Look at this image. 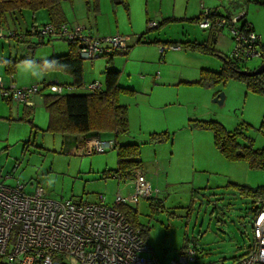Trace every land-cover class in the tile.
<instances>
[{"label":"rangeland","instance_id":"obj_1","mask_svg":"<svg viewBox=\"0 0 264 264\" xmlns=\"http://www.w3.org/2000/svg\"><path fill=\"white\" fill-rule=\"evenodd\" d=\"M256 1L258 2L247 1L250 4L249 17L264 36V0ZM62 4L70 11V4L67 1ZM111 4L117 11L113 12ZM101 5L102 10L97 15V21L105 23L110 28H115L116 22L117 27L122 29L126 20L123 5L114 4L109 0H102ZM133 8L136 10V6ZM93 12L92 10L90 15H94ZM42 17L46 18V15L43 10H40L36 13L37 21L41 22ZM33 19V15L26 11L23 19H20L19 27L24 30L30 26ZM181 26L183 25L171 24L166 27L162 24L161 27L167 33V38L161 36L160 41L165 47L177 42L190 55L186 58L173 57L172 60L167 57L163 58L162 62L158 55L153 61L151 71L156 72L155 70L160 69L164 62L165 70H183L184 74L186 73V79L196 77L191 74V71H194L192 67H198V72L201 69L219 71L224 62L223 56L185 48L183 42L186 40L180 33L190 31L183 30ZM194 27L199 33L201 32L197 26L194 25ZM55 48L58 51L66 48L67 52V41L52 39L41 45L12 41L0 51V58L16 56L31 60L16 64L13 80L17 83V75L28 78L38 70H42L40 64L33 61L34 54L35 57L37 53L45 57ZM229 52L226 54L227 57L230 55ZM103 59L106 57L84 59L83 85L75 88L66 87L65 93H73V90H76L75 93L84 92L85 84L92 81H98L104 87L101 66ZM261 62L260 57H253L239 65L254 69ZM97 64H100L101 70ZM159 72H156L157 75ZM149 73L151 72L147 69H142L136 75L149 79L151 84L160 80L155 75L152 79ZM0 76L5 82L9 79L3 62H0ZM130 77L132 79L128 81ZM130 77L128 74L122 75L119 84L127 86L137 80L136 77ZM160 77H163L162 86L166 92L162 98L156 99L154 93L149 94L150 84L147 90L142 92L140 90L142 88L139 89L141 81L137 80L139 84H133L136 87V93L133 94L135 97L132 95L130 97L134 98L122 99L130 108L133 125L129 136L135 139L134 142L140 144L143 167L146 170L151 168L152 161L156 157L160 166H166V170H169L170 185L161 183L160 201L140 199L134 206L138 223L147 228L144 238L150 251L146 255L154 256L163 264H167L186 247L196 245L198 253L194 264H222L225 259L230 260L246 253L254 240L251 224L252 207L258 204L252 202L249 196L241 195L240 191L232 186L234 184H246L250 187L264 186V169L252 168L243 160L225 159L214 147L213 134L210 130L190 129L187 125L188 119H186V125L183 124L182 119L188 111L200 116L197 119L216 120L229 130L241 127L243 133L252 140L254 148H264V95L248 90L245 83L237 79H227L223 84L211 87L182 83L188 87L180 86L181 88L178 89V86L168 84L170 77L162 75ZM38 83L41 86L46 84L39 80ZM190 87L201 88V95L199 91L196 92ZM49 92L46 86L41 90L43 94ZM220 92L225 96L223 103L213 102V98ZM0 101L3 100L0 99ZM12 107L13 114H10V117L16 118L15 122H12L8 128L0 122V180H3L2 183L14 185L20 182L25 185L26 191H31L38 184L43 187L44 194L55 201L96 202L102 196L105 203L112 205L115 195L119 193L118 190L122 195L128 193L122 190L123 182L118 183V179L111 176L103 177V172L98 170L105 157L108 167L116 166L117 157L113 148L103 153L81 155L74 151L73 142L66 139V135L43 131L48 119L44 107L36 108L32 116H27L32 117L31 123L29 120L17 119L22 117V104L19 106L18 114L15 111L16 105ZM1 109L3 107L0 108V113L9 115ZM141 119L148 123L147 127L159 129L168 123L170 125L168 132L171 137L160 142L148 141L149 134L141 136L137 130ZM8 133L9 137L6 140ZM120 138L119 141L122 143L132 141L128 136H120ZM6 145H9L8 151L1 152V148ZM184 151H190L193 157L189 156L186 159L183 155ZM11 160L13 163L16 162L15 166L18 164L17 170L11 169L13 166ZM6 175L11 176L3 179ZM182 178L185 182H181Z\"/></svg>","mask_w":264,"mask_h":264},{"label":"built area","instance_id":"obj_2","mask_svg":"<svg viewBox=\"0 0 264 264\" xmlns=\"http://www.w3.org/2000/svg\"><path fill=\"white\" fill-rule=\"evenodd\" d=\"M210 14L212 18H208ZM216 14V11L204 10L198 26L213 31L227 28L233 42L232 58L261 56L260 35L243 22L245 11L232 16ZM155 25L154 21L148 23L149 28ZM40 33L74 42L79 57L87 60L128 47L124 35L93 36L79 24L56 26L49 22L40 27ZM9 34L8 30L0 29V38L5 42ZM160 49L163 51L166 47ZM12 78L11 74L5 82L0 77V94L27 106L33 105L32 98L41 95L45 86L53 93H62L66 88L57 81L44 86L34 83L19 87ZM86 87L96 90L102 86L92 81ZM113 147V140L89 138L77 153H103ZM131 180V190L125 195L117 193L112 205L105 203L102 196L96 202L55 201L38 184L26 191L20 182L14 185L0 182V264H163L154 256L146 255L150 249L140 230L117 208L120 204L135 206L140 199H151L157 193L142 169H134ZM251 224L253 244L232 264H264V205L253 213ZM197 253L196 245L188 246L167 264H194Z\"/></svg>","mask_w":264,"mask_h":264},{"label":"trees","instance_id":"obj_3","mask_svg":"<svg viewBox=\"0 0 264 264\" xmlns=\"http://www.w3.org/2000/svg\"><path fill=\"white\" fill-rule=\"evenodd\" d=\"M64 1L70 4L74 2V0H0V29H5V31L8 30L10 32L7 42L0 38V51L3 50L6 44H10L11 41L17 43L29 42L34 45H41L52 41V39L64 40V38H59L57 36L50 37L40 33V27L46 23L50 22L56 26L62 23L67 24L62 9V2ZM40 10L46 12L49 21L38 25L33 19L30 27L24 30L19 27L20 19H23L25 11H29L34 16V14ZM202 17L203 14L191 20L198 21ZM212 17L213 14L208 15V18ZM243 22L247 23L244 18ZM249 27L253 30L250 24ZM140 38L141 37H139L138 40H140ZM67 45L68 51L65 54L54 55L46 60L33 61L39 63L44 70H57L69 74L72 79L71 86H81L83 85L82 72L84 59L79 57L74 42L67 41ZM171 45L174 44L171 43ZM183 45L191 51L221 55L209 41H185ZM259 45L262 52L260 56L262 59L261 64H264V45L261 44V40ZM126 49L116 50L110 54L104 55L108 57V66L104 71V87L96 90H89L86 87L87 83L85 84L86 91L81 93H65L64 89L62 93L49 92L41 94L42 105L48 114L47 125L43 131L61 135L113 138V149L116 151L117 164L114 169L105 171L103 177L116 175L119 179L131 178L134 169H142L140 144L134 142L121 143L118 141L120 136L127 134L129 131L127 107L119 103V98L124 94L133 95L135 91L119 84V71L112 67L110 62L112 55L125 51ZM223 58L224 62L219 71L201 69L197 80L185 83L202 87H211L220 83L223 84L227 79H237L243 81L248 90L264 95V72L254 75L240 74L239 70L244 69L252 71L256 68L248 69L239 65L248 59H235L231 56H223ZM21 61L31 60L24 57L3 58L2 56L0 58V62L4 63L5 71L9 75H13L16 64ZM50 61L55 62V64L49 63ZM60 66L65 67L61 68ZM57 82L66 87H70L68 84ZM29 110H32L31 107H29ZM25 119L29 120L31 123L30 118L27 117ZM187 125L190 128L210 130L213 134L214 147L225 159L243 160L252 168L264 169V148H254L252 140L243 133L241 127L229 130L216 120H203L197 118L189 119ZM31 126L33 125L31 124ZM170 137L171 134L167 131L151 132L148 136V141L160 142ZM232 187L240 191L241 195L249 196L252 202L258 204L252 207L253 213H255L261 205H264V186L250 187L246 184H234ZM157 201H154V203H158ZM117 208L122 211L132 226L140 230V234L145 240L144 236L147 233V228L138 223L136 208L125 204H120ZM245 254L246 253L230 260L234 261ZM225 261L227 260L225 259L223 263Z\"/></svg>","mask_w":264,"mask_h":264},{"label":"crops","instance_id":"obj_4","mask_svg":"<svg viewBox=\"0 0 264 264\" xmlns=\"http://www.w3.org/2000/svg\"><path fill=\"white\" fill-rule=\"evenodd\" d=\"M245 1L258 2L256 0H119L118 2H115L113 0H109V2H112L114 4L115 3L122 4L124 9H125L126 20L123 24L124 27H122V29H119L117 27L118 25L116 22H115L116 27L110 28L105 23L102 24V23H99L97 21V15L102 10V5H101L102 0H95L93 2H90L89 0H74V2L72 4H70L68 2L70 4V11H68V9L63 7V4H62V9L64 12L65 22L68 25H77V24L84 25L86 31L93 36L101 37V36H107L110 34H122V35L126 36L127 42H128L127 43V45H128L127 49L125 51H121L119 53H116L115 55H112V59L110 62L112 67H114L115 69H117L119 71L118 82L120 80V77L122 75H125V74H128L129 77L130 76L136 77V79L138 81H141L140 84L137 83V80H135L134 83H132V84L130 83V85H127V86L121 85V86L131 88L135 91V93H136V87L133 84H139L140 85L139 89L142 88V89H140L142 92L146 91L147 88L150 86L149 94L154 93V96L156 97V99H158V97L162 98L166 94V92L163 90L164 87L162 86L163 85L162 84L163 77H160V75L170 77V81L168 82V84L178 86V89H180L181 87H188V86L182 85V83L185 84V82L186 83L187 82H193V81L197 80L199 77L198 67H192L194 71L193 72L191 71L192 76H196V77H193L194 79H186L187 78L185 75L186 73L184 74L183 70L182 71H180V70L174 71V70H170V69L165 70V68H164L165 62H164V65L160 69L155 70L156 72L162 71L163 73L159 72L157 75L156 72L153 73V71H151L153 68V65H152L153 61L157 59L158 55H160L159 58H160L161 62H162L163 58H167V57H169V59L172 60L171 58H173V57L174 58H182V57L186 58L190 55L188 52H185L184 49L182 48V46L177 42H173V44H174L173 46H177L178 48L173 49V50L171 48H168L171 45V43H170L169 46L166 47V49L161 51L159 46H162L163 43H161L160 38H161V36H163V38H167L166 37L167 33L164 32L163 28L161 27L162 24H164L166 27L167 26L169 27V25H171V24L183 25V26H181V28L183 30L190 31L188 33H185V31H182L180 33L182 35V38H185L186 41H197V42H202V41L208 42L209 41L211 43V45L214 46V48L222 56L227 57L226 54L229 51H231L232 50L231 48L233 47V42L231 40L228 29L225 27L221 28L219 31H213L211 29H203V28H200L198 26L197 21H192L191 19L197 18L199 15H202L204 10H207L209 12L216 11V13H217L216 16H232V15L236 14L237 12L245 11L244 20L250 24V26L252 27V29L256 33H258L260 35L261 44L264 45V36H262L261 32L258 31V27H257L256 23L252 20L251 17H249V8H250L249 6H250V4H248ZM133 6H136V10H134ZM112 8H113V5H112ZM92 10L94 11L93 12L94 15H90V12ZM114 11H117L116 8H113V12ZM27 12H29V11H27ZM36 13L33 16L36 24L39 25V24H43V23L49 21V18L47 16L46 12H45L46 18H44L45 17L44 16V17H42L43 19L41 22L37 21ZM23 16H24V14H23ZM149 21H154L156 23V25L152 28H149L148 27ZM187 23H190L191 25H189ZM194 25L197 26L198 29L201 31L200 33L197 31V29L194 27ZM28 27H30V26H28ZM157 29H159V30L157 31ZM190 36L193 38H189ZM139 37H141L140 40H138ZM65 50H66V48L58 51L55 48L52 50V53L45 55V57L43 55H38V53H37L36 57H35V54L33 55L35 58L34 60H37V61L46 60V59H49L50 57H52L54 55L65 54L66 53ZM229 54H230V52H229ZM118 55H121V56H118ZM122 55L123 56L125 55V56L122 57ZM9 57H12V56H9ZM97 58L98 57H96L94 59H97ZM107 58L108 57H106V59H103L104 62H101V66L103 67V69H102V67H100V64H97L100 67V70L101 69L103 70L102 71L103 74H104L106 67L108 66ZM142 69H144V70L147 69L148 72H151V73H149L150 74L149 76L152 79H154L153 75H155V77H157L158 79L160 78V80H158L156 78L158 80L157 83L151 84L149 79L140 78L136 74L139 70H142ZM16 79H17V81H16L17 83H15V84H17V86H19V87L29 86L31 84L38 83V80H39V81H42L46 84L49 83L48 81H50V82L59 81L61 83L70 85L71 88H75V87L71 86V83H72L71 76H67L66 73L60 72L57 70H44V69H42V70H38L37 73H35L34 75L32 74V76H30L28 78H21L20 76L17 75ZM131 79H132L131 77L128 78V81H131ZM8 81H9V79H8ZM13 82H14V80H13ZM190 88L194 89V91H196V92L199 91V93L201 95V93H202L200 90L201 88H193V87H190ZM73 92H76V90H73ZM135 93H134V95H135ZM36 96H38V97L36 98ZM36 96H34L32 98L33 105L29 106L32 109L30 111L29 107H27V105L20 103V102L12 101L11 99H8V98H4L1 95L0 99L3 101L5 100L4 102L6 104L3 101H0V108L3 107V109H1V110H3L4 112H8L9 115H6V113H0V122L3 125H5V127H7V128L10 127L9 125H11L12 122H15L16 118L10 117L11 116L10 114H13V113H11L13 110L12 105H16L15 111H16V114H18L17 111H19L18 110L20 108L19 106L22 104V117H17V119H19V120H26L25 118L28 115H31V114L33 115L36 108L43 107L42 95H36ZM130 96H132V95H129V94L125 95L124 94V95H121L119 98V103L124 104L127 107V115H128V122H129V131L127 134H125L123 136H128L129 138H131L130 140H132V141H126L125 143L134 142V140H135L133 137L129 136L130 135L129 133H131L132 125H133V119L131 118L130 111H129L130 108H128V105L122 101V99H126V98L128 99V98H134L135 97V96L134 97H130ZM37 99H38V101H37ZM36 103H37V106L35 107ZM208 112H210V111H208ZM195 117L199 118L200 116L195 115V113L191 114L190 112L186 111V114L184 115V117L182 119L183 124L186 125V123H185L186 119L189 120V119H192ZM28 118H30L32 120V117H28ZM172 118H174V117H172ZM166 121H167V119H166ZM160 122H163V121H160ZM138 123H139V125H138L137 130H138V133L141 134V136L148 135L153 131L158 132L160 130V132H161L162 130H165L168 132V130H170L169 129L170 125L168 123L166 125H162L163 127H161V129H159L158 127H155V128L147 127L148 123L145 121L143 122L142 119ZM46 125H47V123H46ZM46 125H45V127H46ZM183 126H182V128H183ZM190 129H192V128H190ZM8 137H9V133L5 139L7 140ZM68 137H70V138H68ZM89 138H98L101 140H113V138H111V137L100 138L98 136L82 137L79 135H70V136L66 135V139H69L73 142L72 147L74 148V151H78V149L81 148L83 146L84 142L86 140H88ZM120 139L121 138L119 137L118 141ZM125 139L128 140V138H125ZM134 143H136V142H134ZM7 146H9V145L3 146L1 148V152H4L5 150L7 152L8 151ZM140 152H141V149H140ZM115 154H116V151H115ZM190 154H191L190 151H188V152L184 151V153H183V155L186 156L185 157L186 159H188L189 156L193 157V155H190ZM8 155L10 156V153ZM116 157H117V155H116ZM186 161H188V160H186ZM11 162L13 163V160H11ZM15 163L16 162H14L12 164L13 166H11L12 170H14V168H16V170H17L18 164L15 166ZM116 164H117V162H116ZM152 164H153V166L147 170L143 167V164H142V167H143L142 170L145 173L146 178L149 181V183L151 184L152 188L157 190V193L155 194V198H151V199H155V200L160 201V199H161L160 196H162V194H161L162 191L159 189V187H160L161 183L163 182L167 186L170 185L169 170L168 169L166 170V166L161 167L160 163H159V161H157L156 157H154ZM157 164H158V166H156ZM115 167H108V165H106V157H105L98 170H100V172L104 173L105 171L114 169ZM10 176L11 175H6L3 177V179L8 178ZM108 176H111V177H114L115 179H118V181H119L118 183L123 182L122 183L123 184V186H122L123 192H126V191L129 192L131 190L132 180L130 177L124 178V179H119L118 177H116V175H108ZM181 180H182L181 182H185V181H183V178ZM2 181L3 180H0V182H2ZM118 191L120 192V190H118Z\"/></svg>","mask_w":264,"mask_h":264},{"label":"water","instance_id":"obj_5","mask_svg":"<svg viewBox=\"0 0 264 264\" xmlns=\"http://www.w3.org/2000/svg\"><path fill=\"white\" fill-rule=\"evenodd\" d=\"M264 72V64L259 65L255 70L252 71H247V70H239L240 74H244V75H254V74H258V73H262ZM224 94L222 92L218 93L214 98H213V102H216L218 104H222L224 101ZM223 264H232V260H227L225 261Z\"/></svg>","mask_w":264,"mask_h":264},{"label":"clouds","instance_id":"obj_6","mask_svg":"<svg viewBox=\"0 0 264 264\" xmlns=\"http://www.w3.org/2000/svg\"><path fill=\"white\" fill-rule=\"evenodd\" d=\"M26 62H30V61H26ZM49 63H53V64H55V62H53V61H50ZM61 68H63V67H65V66H60Z\"/></svg>","mask_w":264,"mask_h":264}]
</instances>
